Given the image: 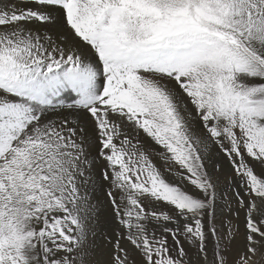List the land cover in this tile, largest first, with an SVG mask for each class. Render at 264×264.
Here are the masks:
<instances>
[{"label": "snow or ice", "instance_id": "6c2138e0", "mask_svg": "<svg viewBox=\"0 0 264 264\" xmlns=\"http://www.w3.org/2000/svg\"><path fill=\"white\" fill-rule=\"evenodd\" d=\"M0 264H264V0H0Z\"/></svg>", "mask_w": 264, "mask_h": 264}]
</instances>
